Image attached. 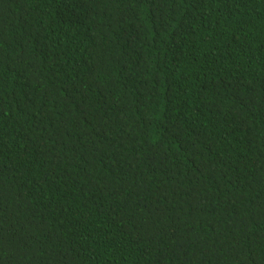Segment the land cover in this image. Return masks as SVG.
<instances>
[{
	"label": "trees",
	"instance_id": "trees-1",
	"mask_svg": "<svg viewBox=\"0 0 264 264\" xmlns=\"http://www.w3.org/2000/svg\"><path fill=\"white\" fill-rule=\"evenodd\" d=\"M0 264H264V0H0Z\"/></svg>",
	"mask_w": 264,
	"mask_h": 264
}]
</instances>
